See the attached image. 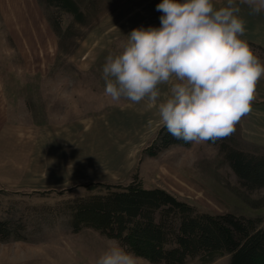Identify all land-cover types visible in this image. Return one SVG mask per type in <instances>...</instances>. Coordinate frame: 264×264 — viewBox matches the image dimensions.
<instances>
[{
	"label": "rangeland",
	"instance_id": "obj_1",
	"mask_svg": "<svg viewBox=\"0 0 264 264\" xmlns=\"http://www.w3.org/2000/svg\"><path fill=\"white\" fill-rule=\"evenodd\" d=\"M79 2L87 22L76 23L62 44L51 20L59 16L66 29L71 14L41 0H0V91L11 118L2 126L12 151L31 153L26 166H36V174L26 172L31 187L0 185V220L13 221L25 235L0 239V264H95L109 242L118 241L90 227L74 231L65 209L67 200L97 192L87 188L91 183L164 187L200 210L264 219V188L241 183L220 142L174 144L154 154L164 126L157 108L144 101L114 104L104 95L106 57L133 29L159 27L163 13L156 9L163 0ZM213 3L219 8L226 0ZM240 7L243 38L264 66V11ZM252 108L235 125L234 138L264 148V74ZM47 160L58 163L49 177L37 172ZM133 255L136 264H158ZM230 257L208 264H229Z\"/></svg>",
	"mask_w": 264,
	"mask_h": 264
},
{
	"label": "clouds",
	"instance_id": "obj_2",
	"mask_svg": "<svg viewBox=\"0 0 264 264\" xmlns=\"http://www.w3.org/2000/svg\"><path fill=\"white\" fill-rule=\"evenodd\" d=\"M264 0H163L160 26L140 27L103 65L104 95L114 104L142 101L156 107L160 122L190 143L226 138L252 113L264 66L243 37L246 21ZM168 85L167 91L161 86ZM95 264H136L119 242L110 241Z\"/></svg>",
	"mask_w": 264,
	"mask_h": 264
},
{
	"label": "trees",
	"instance_id": "obj_3",
	"mask_svg": "<svg viewBox=\"0 0 264 264\" xmlns=\"http://www.w3.org/2000/svg\"><path fill=\"white\" fill-rule=\"evenodd\" d=\"M41 1L73 16L66 29L59 16L51 20L62 44L73 36L76 23L87 22L88 13L79 0ZM235 132L215 141L221 143L228 164L245 187L264 188V148L244 147L234 138ZM174 144L190 142L175 138L163 126L151 150L158 154ZM87 188L98 191L69 199L64 206L74 231L93 228L116 239L128 252L158 264H187L194 259L208 264L227 254L229 264H264L262 217L200 210L164 187L147 188L136 182L91 183ZM21 228L11 220H0V239L25 238Z\"/></svg>",
	"mask_w": 264,
	"mask_h": 264
},
{
	"label": "crops",
	"instance_id": "obj_4",
	"mask_svg": "<svg viewBox=\"0 0 264 264\" xmlns=\"http://www.w3.org/2000/svg\"><path fill=\"white\" fill-rule=\"evenodd\" d=\"M5 99H7V97L3 95L2 91H0V138H2L0 139V185L8 186L11 184L19 183V185L17 186L31 187L33 181L28 180L29 177L27 176L26 172L32 169L36 174V166L35 165H29L30 167L26 166L27 158L25 157H28L31 153H26L25 150L24 151L22 150L23 152L20 155L18 151H12L11 149L12 141L7 140L8 130L6 129L3 130V126H2V124L5 125V123H7V121H10L11 119L8 118L9 116L7 113L8 101H6ZM4 113H5V117H4ZM11 138L12 137H10V139ZM25 147L26 146H24L23 148L25 149ZM44 150L45 149H43L42 153L44 152ZM33 159L34 158H31V160ZM51 165L52 166H49V161L47 160L43 168L42 167L37 168V172L45 173L47 174L46 177H49L51 168H55L56 166H58V163L53 162ZM20 179H24V180L19 181Z\"/></svg>",
	"mask_w": 264,
	"mask_h": 264
}]
</instances>
